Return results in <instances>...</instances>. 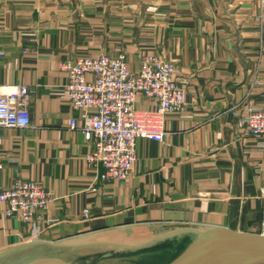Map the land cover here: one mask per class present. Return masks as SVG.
Listing matches in <instances>:
<instances>
[{"label": "crops", "instance_id": "1", "mask_svg": "<svg viewBox=\"0 0 264 264\" xmlns=\"http://www.w3.org/2000/svg\"><path fill=\"white\" fill-rule=\"evenodd\" d=\"M120 51L134 72L144 55L172 61L186 101L159 115L154 97L136 96L137 114L165 140L139 137L124 181L88 162L94 144L65 100L60 66ZM0 85L26 86L32 97L30 126H0L1 182L34 179L51 195L34 238L0 201V264L23 255L77 263L62 254L81 259L102 247L111 258L131 248L134 259L167 264L197 230L262 232L264 139L239 123L248 105L264 103V0H0Z\"/></svg>", "mask_w": 264, "mask_h": 264}, {"label": "built area", "instance_id": "2", "mask_svg": "<svg viewBox=\"0 0 264 264\" xmlns=\"http://www.w3.org/2000/svg\"><path fill=\"white\" fill-rule=\"evenodd\" d=\"M60 66L68 74L65 100L80 111V127L85 139L94 144L88 162L104 167L103 179L124 181L131 174L137 160L136 140L139 137L165 140L164 130L143 121L137 114L134 104L139 93L158 101L159 115L181 112L186 106L185 80L177 76L174 63L161 56L144 55L136 72L130 70L122 51L118 55L84 56L74 63L63 61ZM31 100V91L26 86L0 85V111L5 113L0 116V126H30ZM247 107L248 113L239 127L264 139V103ZM21 119L27 121L24 126L18 124ZM78 125L79 121L72 118L70 128ZM2 168L0 159V173ZM261 195L264 197V188ZM0 201L6 205L5 215L19 216L31 225V238L38 236L41 225L36 213L46 209L51 201L50 192L42 183L20 176L10 187H5L0 175ZM83 213L88 215L89 210Z\"/></svg>", "mask_w": 264, "mask_h": 264}, {"label": "water", "instance_id": "3", "mask_svg": "<svg viewBox=\"0 0 264 264\" xmlns=\"http://www.w3.org/2000/svg\"><path fill=\"white\" fill-rule=\"evenodd\" d=\"M197 237L167 264H264V225L261 233L225 227L197 230ZM29 264H77L42 257Z\"/></svg>", "mask_w": 264, "mask_h": 264}, {"label": "rangeland", "instance_id": "4", "mask_svg": "<svg viewBox=\"0 0 264 264\" xmlns=\"http://www.w3.org/2000/svg\"><path fill=\"white\" fill-rule=\"evenodd\" d=\"M103 249H98V248H87L86 254L81 255V259L79 258L80 256H75V255H70L69 254H62L63 256L67 255L71 259H77V264H157V261L152 260L148 261L145 259L140 258V255L136 256L135 259L133 256L129 255L128 251L131 248L125 249L120 251V253H127L124 255H119L120 257H115L111 258L110 256H105V253H109V248L107 247H102ZM105 248V249H104ZM105 256V257H104ZM76 257V258H75ZM84 257V258H82ZM40 258V257H39ZM60 258L61 257H56ZM33 260H27V255H23L21 258V261L17 264H29ZM160 264V263H159Z\"/></svg>", "mask_w": 264, "mask_h": 264}, {"label": "clouds", "instance_id": "5", "mask_svg": "<svg viewBox=\"0 0 264 264\" xmlns=\"http://www.w3.org/2000/svg\"><path fill=\"white\" fill-rule=\"evenodd\" d=\"M3 115H5V113L3 111H0V116H3ZM26 123H27V121L26 120H23V119H21V120L18 121V124L20 126H24Z\"/></svg>", "mask_w": 264, "mask_h": 264}]
</instances>
